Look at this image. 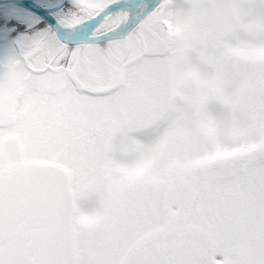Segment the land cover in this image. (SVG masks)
Instances as JSON below:
<instances>
[{
    "label": "snow or ice",
    "instance_id": "6c2138e0",
    "mask_svg": "<svg viewBox=\"0 0 264 264\" xmlns=\"http://www.w3.org/2000/svg\"><path fill=\"white\" fill-rule=\"evenodd\" d=\"M0 264H264V0H0Z\"/></svg>",
    "mask_w": 264,
    "mask_h": 264
}]
</instances>
